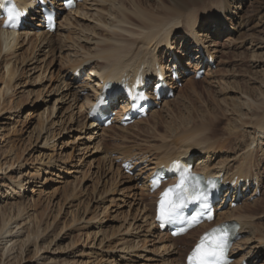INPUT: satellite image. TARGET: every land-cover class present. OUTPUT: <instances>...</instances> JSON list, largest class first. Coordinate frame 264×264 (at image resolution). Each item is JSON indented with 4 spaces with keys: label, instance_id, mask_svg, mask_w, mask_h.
I'll return each mask as SVG.
<instances>
[{
    "label": "rangeland",
    "instance_id": "374dc122",
    "mask_svg": "<svg viewBox=\"0 0 264 264\" xmlns=\"http://www.w3.org/2000/svg\"><path fill=\"white\" fill-rule=\"evenodd\" d=\"M113 2L116 8L119 7L120 0ZM262 6L264 0H248L241 7L239 16L243 20V29L238 35L236 33L238 26L234 22L228 23L223 20L222 23L229 28L225 26V29L221 30L217 20L214 23L215 27L210 28V31L205 32L207 29L203 31L208 21L201 13L198 16L201 33L199 37L202 41L212 39L208 43V50L214 58L215 68L206 69L200 80H193L191 76L186 78L172 100L164 103L160 109L148 112L144 121L142 119V122L141 120L134 122L138 125L126 128H120L116 124L103 130L88 128L90 124L88 125L85 118L86 105L83 99L86 96L80 94L81 86L75 87L73 78L67 77L71 73L67 67L72 61L85 59L84 53L96 51L95 40H101L108 34L112 35L110 38L117 40L134 38L118 29L100 25L98 20L102 16L106 20H113L109 14L111 8L102 6L98 0H84L77 5L71 15L67 14L69 17L65 15L63 21L60 20L54 35L46 36V33L34 31L15 33L17 43L11 52L8 50V53L4 44H1L0 179L4 181V178L8 177L15 182L19 179L22 182L27 180L32 182L31 185H27L29 189L25 191L26 198L23 199L26 206L24 218L27 217V225L30 222V230L36 228V223L40 230L44 229L42 238L40 236L37 242L41 248L42 240L46 243L43 250L38 252L40 261L44 258L49 264H162L165 262L163 259L168 257L170 261L172 260L171 264H183L186 249L182 251V246L190 245L197 233L192 232L175 239V242H172L173 246L170 243L166 249L161 250V243L156 239L157 234H153L155 229L152 228L153 222L151 224L153 203L151 204L147 189L144 185L141 187L140 178L132 179L122 174L119 171V164L114 161L117 155L126 157L124 155L135 151L158 156L163 149L172 147L174 138H180L182 135L180 129L175 132L176 135L174 133V136L170 137L171 140L165 130L152 136L148 134L146 137L140 136L141 130L153 129L159 117L167 118V122L175 116H181L182 119L190 118L191 123L187 128L194 129L201 122L197 115L200 116L204 112L220 114L222 117L232 114L230 122L237 126L236 131H240L241 135L236 141L234 139V143L229 145L231 147L225 144V139L233 140L227 134L224 135L225 122L217 128L220 131L219 135L208 139L213 146L211 152L207 151L210 153L206 155L205 163L215 170L235 167L239 155L247 150L246 145L256 139L253 145L257 146L255 158L258 159V164L256 163L252 170H256L255 173L259 176L260 196L252 202L238 204L233 210L226 208L223 216L218 214L216 221L222 217L223 220H230L227 219L230 211L249 205L254 209L255 230L264 233V152L261 151L264 147V136L254 137L251 127L240 124L239 118L244 119V116L238 117V113L232 112L231 106L234 103L241 105V112L247 110L246 97H243L238 89H232L231 93L222 91L227 87L222 86L223 82L240 85L242 88L239 90L243 92L248 90L253 97H258L256 95L261 94L259 91L264 90V24L254 26V20ZM213 30L215 33L211 32ZM233 30L235 31L232 32ZM0 32L10 33L2 30ZM8 41L10 40H7L6 44ZM9 47H12V42ZM159 47V50L164 51L162 46ZM183 47L189 48V44ZM157 55L160 57V53ZM91 62L93 64L87 73L93 77L96 71L91 73V68L96 66V63L100 65V61L92 59ZM9 68H14L15 72L12 81H8L7 77ZM65 74L66 78H63ZM85 78L89 79L88 76ZM63 80H69L67 83L70 87L64 86ZM190 82L194 83L193 87L200 98L191 92ZM86 83L82 86L84 88L82 91L86 88L91 90L88 88L91 87L90 84ZM4 84L9 85V90L2 95ZM77 89L79 91L75 92ZM221 99L225 102L221 103ZM224 103L228 104L229 115L223 111ZM207 104L211 106L206 107ZM215 104L220 105L221 109ZM191 119L195 122L192 123ZM244 120L248 121V118ZM195 123L197 124L194 125ZM203 133L207 135V132ZM215 142L221 144L223 142L225 145L220 148L221 144L215 145ZM161 144L164 146L160 150ZM154 147L159 148L155 150ZM214 151L217 155L213 154ZM202 153L198 151L195 154L198 165H202L200 163V159L204 157ZM136 161L133 166H137ZM20 165L22 166L19 167ZM145 168L148 171L151 167L146 165L143 169ZM49 223L50 228L46 229ZM241 233L246 235L235 247L237 253L241 254L242 250L248 251L250 248L254 252L251 256L261 258L258 264H264V243L258 244L256 239H251L250 230ZM126 246L129 247L128 253L127 249L126 252L122 251V248H127ZM254 246H257L256 249ZM164 250L169 251L170 255ZM124 254L127 256L120 258ZM244 255H239L238 261ZM25 258L28 262L36 259L33 246L28 247Z\"/></svg>",
    "mask_w": 264,
    "mask_h": 264
},
{
    "label": "bare ground",
    "instance_id": "6f19581e",
    "mask_svg": "<svg viewBox=\"0 0 264 264\" xmlns=\"http://www.w3.org/2000/svg\"><path fill=\"white\" fill-rule=\"evenodd\" d=\"M26 1L28 0H19L18 2L19 4L23 5L25 4ZM247 1L248 0H153V1L152 0L150 1L148 0H120L119 2L120 5L119 7L116 8L113 0H98V2L101 3L102 6L106 5L107 7L111 8L109 11V14H111L112 19H113V20H106L105 17L102 16L100 20H98L100 25L106 28H109V29H112V28L118 29L119 31L126 33L134 38H123V39L117 40L114 38H110L112 37V35L108 34L107 37H103V39L101 40L100 39L98 41L95 40L97 44L96 51H94L93 53L89 51L84 53L83 56L86 57L85 59H80L79 61H72V63H70L67 68L68 70H71V72H74L77 68L78 70L79 69L83 70L85 69L84 66L86 65L90 64V67H91V65L93 64V62H91L92 59L99 60L100 65L96 63L97 65L91 68L92 72L96 71L95 77L97 78L96 80L92 79V81L95 82L98 80V83L101 80L117 81V79H119L123 73L131 74L137 68H140V66H143L146 68L143 74L152 73L154 70L155 63L160 60H163L164 58V57H159L157 54L158 53L161 54L162 52H165V55H166L168 50L174 49V45L177 42L182 41L180 39H184L187 36H190L191 38H193L194 41H198L199 43H202V48L206 49L205 51H208L206 54L207 56H209L210 54L208 50L209 49L208 43L212 39L211 40L205 39L204 41H202L201 38L199 37L201 33H199L200 27L198 24V18H199L198 16L202 13L207 18L206 20L208 22H207L206 28L203 29V31L207 29V31L205 32H208L211 30L210 28L215 27V24H214L215 21L222 19L223 22L224 21H227L228 23L234 22L238 26V29L236 32L238 35L239 33L242 32L241 30L243 29V20L239 16V11L241 10V7H243ZM77 12H78V8H77ZM71 14L72 13H70L69 15ZM69 15L67 16L69 17ZM256 16L257 17L255 18L256 20H254V26L257 27L258 25L264 24V6L261 7V10L257 13ZM66 21L68 20L66 19ZM131 27L135 28L136 30L132 29ZM227 28L229 27L227 26ZM230 28H231L230 30H232L231 26ZM234 31L235 30H233L232 32ZM6 34L0 32V54L2 51L1 50L2 43L7 48V51H6L7 53L12 48L14 49L17 43V39H16L17 37H15L14 35L15 33L10 32L7 34L8 35L7 38H5ZM106 35H107V32H106ZM19 37L20 36L18 34V38ZM174 38L176 39L173 42ZM234 39L236 40L237 38H234ZM7 40H10L8 41L9 43L7 42L8 44H6ZM92 41H94V39ZM11 42H12V47H9ZM189 45L191 46L192 52H194L195 50L194 48H192L193 45L192 44H189ZM159 46H162V48H164V51L159 50L160 48ZM183 49L186 50L187 47ZM5 66L8 67L7 64ZM7 74H8L7 76L8 81H12L13 77L15 76L14 68L10 70L7 69ZM62 77L66 78V74L63 75ZM63 81H64L63 82L64 86L69 85V83H67L69 82V80H63ZM219 82L217 81V83ZM86 85H89V84L86 83ZM193 85L194 83L190 82L191 92L195 96L200 98V96L196 94V91ZM225 85L227 87L222 89L223 92L231 93L232 89H235V90L238 89V91L241 92V95H243V97L244 96L246 97V100H245L246 108H247L246 111L241 112L242 109L239 103L238 104L234 103L233 106H231L232 112L239 114L238 117L244 116V119L248 118V121L239 118L240 124L243 126L248 125L249 127H251V131L254 137L255 135H256V138L264 136V90L261 89V91H259L261 92V94L259 95L257 94L256 96L258 97H253V94L250 91L245 90V92H243L242 90H239L242 88L240 85H234V84L231 85L230 82L229 83L223 82L222 86H225ZM68 87H70V85ZM92 87L93 86L89 88L92 89ZM81 89H84V88H82L81 86L80 91H82ZM94 89H96L97 91V88H94ZM8 90H9V85L4 84V88L1 90L2 95L4 92L6 93ZM77 90H75V92H77ZM209 94L210 92H208V95ZM83 99H84V104L87 107L92 99V96L86 95V97ZM220 101L221 103L225 102L224 99H221ZM205 106L207 107L211 105L207 104ZM216 107L221 109L220 105H216ZM223 108H225L223 111L227 112V115H229L228 113L230 110L228 111V104L224 103ZM230 116H232V114ZM230 116L222 117L220 114L215 115L208 111L205 114L204 112V114H201L200 116L197 115V117H199V122L200 121L201 122L194 129H188L189 127L187 128L188 124L191 123L190 118L182 119L181 116L179 117L175 116L171 120H169V122H167L166 117H165L166 119H164L163 117L157 118V122L155 123V127L153 129L146 130V131L141 130L140 133L142 134L140 135V133H137L138 136L140 135L144 137L145 135L146 137L147 134L152 136V135H156V133H158L161 130H165L166 134H169L168 137L170 139V137L174 136V133L175 132L177 133V130L179 129L181 130L182 135L180 138H174V140L172 141V144H173L172 147H169L168 149H163L161 154L160 155L158 154V156L155 154L152 155L153 157L150 161H148V164L149 166L150 165H153V166H150L151 168L149 170L154 169L156 166H159L160 164L168 163L172 158H180V157L186 158L187 156L190 155L192 157V160H194L195 154L199 151V153L203 152L202 154L204 155V157L202 156V158L200 159V163H202V165L201 164H200L201 166L198 165V168H197L201 172L213 174L212 176L223 174V176L228 177V179H232L236 177L237 182L239 179H242L243 183L245 182V184H246V181H248L247 183L250 184L252 177L255 178V176H257V178H255L257 182L256 186L257 187L260 186V184L258 183L259 176L255 173L256 170L254 171L252 170L255 167L256 163L258 164V159L255 158V151L257 150L255 148H257V146L253 145L256 140L255 138L246 145L245 148H247V150H245V152L239 155V159H238L239 161L238 162L236 161L235 167H232L231 169L215 170L213 168H210V166L207 165V163H205V157L207 154L211 152L210 149L213 146V144L208 142V139L214 138L217 135H219L220 131L217 128L220 124H223L224 122L226 123L224 135L227 134L229 138L230 137L233 138L232 141L231 140L228 141V139H225L226 140L225 144L226 146L228 145L227 147H231L229 145H232L234 143V139L236 141L237 137H240L239 135H241V132L236 131L237 126L233 125V123L230 122L231 120ZM85 118H87L86 115H85ZM176 119H178L179 121L177 122ZM191 121L192 123L195 122L193 121V119H191ZM140 122H142V120ZM196 124L197 123H195L194 125ZM133 125H138V124L134 123ZM191 125L190 127L194 126V125L193 126ZM88 128H93V124H90ZM202 131L207 132V135H205ZM162 139L164 138L162 137ZM218 144H221V143L215 142V145H218ZM223 144L224 143L222 142V144L220 145V148H222ZM197 145H198V148H196ZM163 146L164 145H162V147L160 148L154 147V149L158 150L159 148L161 150ZM263 148H261V151L264 152ZM209 150L210 152L207 153V151ZM169 151L175 152V153H168ZM213 154L217 155L216 151H214ZM155 156L157 158H155ZM142 159L144 158L141 156L137 158L136 160L141 161ZM203 159L204 161H202ZM10 166L12 167V165ZM21 166L22 165H20L19 167ZM18 174L19 175L21 174L20 170ZM25 182L26 184H24ZM31 184L32 182L30 183V180L22 182L21 179H19L18 181L15 182V181H12L11 178H8V177L4 178V181L0 179V264H34L35 261L37 262V264H49V263H46V261H44V258L42 259V261L38 259L39 258L38 252L43 250V246L46 244L44 240H42V248L37 244L40 236L42 238L44 229L40 230L39 225L36 223V228L30 230L29 228L30 222L27 225L26 224L27 217L24 218L26 215L24 213L26 211V206L24 204V200H25L24 198H26L25 191L29 189L27 185H31ZM9 185H11L12 187L10 188ZM9 188L10 190H8ZM5 193H6V196H5ZM234 198H235V194L232 195V199ZM253 211L254 209L251 208L249 205H247L246 207H242L236 211H230V214L227 216V219L237 221L241 226V231H245V230L252 231L251 239H256L258 241V244H260L261 242L264 243V233L262 234L261 232L255 230V221L253 220L255 215ZM219 216H223V212H221ZM223 219L224 217L219 218L217 219V222L224 221ZM152 222H153V216L151 217V224ZM48 227L50 228V223L46 226V229H48ZM63 228H65V226ZM152 228H153V224H152ZM153 234H157L156 239H158L159 243H161V246H160L161 250L166 249L165 247L167 246V244L169 246L170 243L175 242V240H171L168 237H165L164 235H159L155 231V229H154ZM156 241L157 240H155V242ZM29 246H33V249H34V257L36 259L33 262L32 260L31 262H28L27 258H25ZM172 246H173V243H172ZM188 246L189 244H184L182 251H184L186 247ZM160 247H158V250ZM256 247L257 246H254V249H256ZM132 248L134 247H130V249ZM128 249L129 247L122 248V251L126 250L127 252L126 251L125 252L128 253ZM164 252H167V254H169V251L164 250ZM253 253H254L253 250L249 248V250L246 251V254L244 255V257L251 256ZM255 253H259V252L255 251ZM121 256L122 257L120 258H124L127 255L124 254ZM163 257L164 256H162V258ZM244 257H242L241 260H243ZM169 259L170 258L167 257L163 259L165 262L163 261L162 262L166 264H171L172 260L170 261Z\"/></svg>",
    "mask_w": 264,
    "mask_h": 264
},
{
    "label": "snow or ice",
    "instance_id": "6c2138e0",
    "mask_svg": "<svg viewBox=\"0 0 264 264\" xmlns=\"http://www.w3.org/2000/svg\"><path fill=\"white\" fill-rule=\"evenodd\" d=\"M20 12L15 7H9L7 10L8 22L12 27H16L15 21L19 19ZM179 190L178 198L173 195V189L166 190L160 200V219H171L177 211L184 206L187 200L207 201L208 193L200 190V185L196 184L192 188L186 187V180L181 179L176 186ZM205 208H208L205 203ZM206 218L213 219L211 210L209 209ZM189 226L199 223V217H192L188 222ZM184 231V229H181ZM229 248V229L226 225L218 226L200 240L195 249L188 257V264H228L227 250Z\"/></svg>",
    "mask_w": 264,
    "mask_h": 264
}]
</instances>
